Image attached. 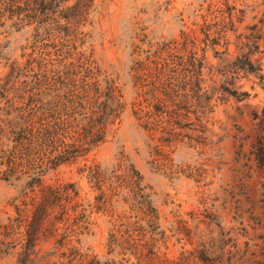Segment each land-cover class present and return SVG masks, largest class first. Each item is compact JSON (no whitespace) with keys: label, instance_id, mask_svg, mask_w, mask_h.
<instances>
[{"label":"trees","instance_id":"obj_1","mask_svg":"<svg viewBox=\"0 0 264 264\" xmlns=\"http://www.w3.org/2000/svg\"><path fill=\"white\" fill-rule=\"evenodd\" d=\"M69 1L28 0L32 5L28 23L33 24L34 32L29 52L21 55L22 62L11 66L0 84L2 96L7 97L5 92L12 91L6 103H12L14 112L10 125L0 127V135L9 140L2 144L0 174L1 179L20 188L21 207L16 220L19 226L26 222L25 238L20 243L12 235L10 219L0 221V259L14 256L16 264H116L114 258L83 245V238L93 234L92 229L97 226L94 214L101 212L109 217L107 254L118 249L120 262L128 253L137 264H171L166 256L160 259V241H168L170 235L157 222L156 206L144 209L142 214L148 218L138 217L146 207V195L144 187H140V176L128 163L123 149L108 165L95 162L90 155L107 141L127 108L137 128L145 133L147 147L154 144L156 153L159 144L155 141L168 143L176 139L179 133L175 129L184 127L181 122L186 114L199 112L200 116H207L217 92L235 96L237 92L228 86L233 76L254 74L264 85L261 66L251 60V54L259 48L257 40L235 34L234 45L239 53L233 60L228 59L232 43L229 31L237 32L235 14L242 15L243 9L225 0L227 9L210 11V21L200 15L198 31L182 24L179 38L142 40L145 50L134 42L139 32H130L132 49L128 79L124 82L123 70L102 71L86 44L87 33L82 28L89 22L94 0H74L72 4ZM1 3L0 15H5L12 6L7 0ZM21 19L16 18L10 26L19 23L22 27ZM259 22L264 26V12ZM208 50L220 62L218 71L224 84L219 87L213 80L214 85L206 84L205 75H212L214 70L206 56ZM254 116L259 118L258 113ZM261 121L264 122V113ZM66 162L82 163L81 172L98 192L92 203L79 198V188L74 183H44L47 170ZM121 188L132 201L138 200L136 208H132L137 221L155 220L153 233L147 235L142 226L133 228L124 208L116 211L114 197ZM135 231L137 234H133ZM174 232L178 233L179 228H174ZM51 240L49 249L43 250L41 245ZM196 246L208 260V245L198 241ZM185 253L182 251V256ZM181 263L179 260L175 264Z\"/></svg>","mask_w":264,"mask_h":264},{"label":"rangeland","instance_id":"obj_2","mask_svg":"<svg viewBox=\"0 0 264 264\" xmlns=\"http://www.w3.org/2000/svg\"><path fill=\"white\" fill-rule=\"evenodd\" d=\"M8 1L12 6L10 11L0 15V84L10 73L11 66L22 62L21 55L29 52L34 33L33 24L28 23L32 6L28 0ZM72 3L74 0L69 1ZM224 3L225 0H94L89 22L82 29L87 33L86 44L101 70L113 72L121 68L124 72L121 79L127 82L132 49L130 32H139L134 42L145 50L142 40L179 38L180 30L184 29L182 24L186 29L198 31L200 15L210 21L213 17L210 11L215 8L225 11ZM227 4L243 9L242 15L235 14L237 32L229 31L232 43L228 59L233 60L239 53L234 45L235 34L254 38L259 48L251 54V60L261 66L264 74V26L259 22L263 17L264 0H228ZM0 7H3L1 0ZM16 18L24 20L22 27L19 23L10 26ZM206 56L214 69L212 75H205L206 84L214 85L213 80L215 87H219L224 84V77L218 71L219 59L211 50ZM230 79L228 86L237 92L236 95L217 92L207 116L202 117L199 112L186 114L181 122L184 127L175 129L179 133L176 139L168 143L155 141L159 144L156 153L152 149L154 144L147 147L145 133L137 128L127 108L107 141L90 155L95 162L108 165L123 149L128 163L138 172L140 187H144L146 195V207L138 217L148 218L146 213L142 214L144 209L156 206L157 222L170 235L168 241H160V259L166 256L171 264L179 260L181 264H264V122L261 121L264 85L254 74L239 73ZM125 88L128 97L129 87ZM5 93L7 97L0 92V127L7 123L9 126L14 117L12 103H6L12 91ZM255 113L259 118H255ZM8 143L9 140L0 135V154L2 144ZM81 166L80 162H66L47 170L44 183H74L79 188V198L92 203L98 192L81 172ZM1 177L0 174V221L9 218L13 237L23 243L26 222L19 226L16 220L21 207L20 188ZM117 192L114 197L116 211L124 208L127 222L133 228L138 225L147 235L153 233L155 220L145 223L134 218L133 209L138 200L132 201L123 188ZM93 217L97 226L92 229L93 234L83 238V245L114 258L116 264H137L135 257L128 253L125 257L128 260L120 262L118 249L107 254L106 220L109 217L101 212ZM177 227L179 232L173 233ZM198 241L208 245V260L196 246ZM52 243L53 240L41 247L49 249ZM184 250L186 253L182 256ZM0 264H16V259L7 256L0 259Z\"/></svg>","mask_w":264,"mask_h":264}]
</instances>
